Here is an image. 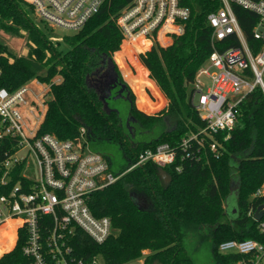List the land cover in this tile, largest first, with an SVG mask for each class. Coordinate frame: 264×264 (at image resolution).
I'll return each mask as SVG.
<instances>
[{
    "label": "trees",
    "instance_id": "16d2710c",
    "mask_svg": "<svg viewBox=\"0 0 264 264\" xmlns=\"http://www.w3.org/2000/svg\"><path fill=\"white\" fill-rule=\"evenodd\" d=\"M130 1L106 0L80 30L54 41L50 36L53 29L37 20L32 3L0 0V29L17 35L25 31L33 44L28 55L16 56L0 34V87L15 90L33 78L49 84L47 111L38 134L52 133L89 146L117 144L127 163L115 173H123L141 152L165 142L178 146L184 137L206 126L194 103L195 83L214 49L208 14L222 6L221 0H183L191 9L185 32L168 46L154 43L140 53V61L168 102L155 114H148L136 106L131 94L132 115L148 130L161 127L158 134L134 145L118 113L103 109L98 92L88 82L102 57L120 49L123 33L116 17ZM233 8L256 51L261 44L253 36L258 16L236 3ZM238 44V38L230 36L216 41L215 46L224 50ZM135 45L138 49L147 47ZM127 46L125 43L124 48ZM56 76L61 81H54ZM167 122L172 123L169 128L165 127ZM82 125L87 127L84 134ZM202 138L193 142L190 157L182 158L185 154L179 149L176 161L164 167L171 176L168 184L158 174L159 165L148 161L94 192L89 201L93 213L109 216L118 231L99 244L78 230L72 241L74 254L84 260L101 258L103 264H129L138 259L143 264H195L185 245L187 235L194 233L201 240L210 239L214 264L249 262L251 255L224 253L219 247L233 239L264 244V214L259 221L254 218L258 207L264 205L263 89L256 86L240 103L236 125L229 134L222 131ZM213 141L217 142L216 150L210 147ZM15 149L14 138L0 139V195L9 190L1 177L4 162ZM103 154L112 169V156ZM21 170L22 165L14 169L11 185ZM132 191L147 194L152 207L140 209ZM23 244L20 235L15 247L0 257V264L24 263Z\"/></svg>",
    "mask_w": 264,
    "mask_h": 264
},
{
    "label": "built area",
    "instance_id": "2783aa9c",
    "mask_svg": "<svg viewBox=\"0 0 264 264\" xmlns=\"http://www.w3.org/2000/svg\"><path fill=\"white\" fill-rule=\"evenodd\" d=\"M28 1L44 25L78 31L106 0ZM221 2L219 9L208 14L214 49L199 69L195 83L194 103L206 126L184 137L178 146L165 142L141 152L123 173H115L104 154L88 150V143L61 139L52 133L38 134L47 108L49 84L33 78L15 90L0 87V139L16 140V149L5 160L1 177L9 190L0 195V241L4 233L10 235L11 250L23 235L26 261L20 264H103L98 257L78 258L72 245L78 230L99 244L118 231L109 216L93 213L89 205L92 194L148 161L162 167L174 163L179 149L185 154L182 158L190 157L193 142L204 139L201 135L213 137L222 131L229 134L236 125L240 103L256 86L264 91V0ZM234 3L258 16L253 36L261 44L256 51L245 36ZM190 16L191 9L183 0H131L116 21L124 41L150 48L154 43H173L185 32ZM230 36L238 38L239 44L224 50L215 46L216 41ZM81 131L84 134L87 128L82 125ZM210 147L216 150L217 142H211ZM21 151L25 155L19 157ZM32 160L35 167L28 173ZM19 165L22 170L11 185ZM261 229L264 231V222ZM219 249L252 256L249 262L238 264H264V244L257 240H227ZM138 262L143 264L142 259L129 264Z\"/></svg>",
    "mask_w": 264,
    "mask_h": 264
},
{
    "label": "rangeland",
    "instance_id": "374dc122",
    "mask_svg": "<svg viewBox=\"0 0 264 264\" xmlns=\"http://www.w3.org/2000/svg\"><path fill=\"white\" fill-rule=\"evenodd\" d=\"M74 32L75 31L73 30H66L60 27H55L53 29V32L50 33V36L51 38L55 37V39L53 40L56 41L61 40L64 35L72 34ZM0 34L2 35L3 40L7 43L13 55L26 56L29 54L30 46L33 44L30 42V40H28L27 33L25 31H21V34L17 35L0 29ZM125 43L128 44V42L123 40L120 45V49L115 51L112 56L106 57L112 58L113 63L116 65V69H118L121 73V76L123 78L122 80L129 87L131 94L134 95L136 106L148 114H155L167 104L168 99L164 95L156 81L150 77L149 70L142 64L139 58L140 53L146 52L151 47L138 49L135 44H128V46L124 48ZM170 44H166V46ZM144 46L145 45H143V47ZM54 81H61V77L56 76L54 78ZM46 97L48 100L50 97L49 92ZM140 99L142 103H140ZM195 101H198V96H196ZM46 111L47 108L45 110V113ZM44 116L45 114L42 115L43 119ZM171 125L172 123L167 122L165 127L169 128ZM160 129L161 127H157L154 130L153 134H147L146 137L150 139L151 137L158 134ZM99 144L96 145L95 143H92V146H89L88 150L93 151L96 150V148L99 149ZM104 145L114 151V155L112 157V170L119 171L127 163L125 157L121 153L119 146L112 143ZM103 149L105 148H102V150ZM23 155H25V151H21L18 153L19 157ZM34 167L35 163L32 160L27 172L29 173L30 170H32V168ZM230 197L233 199L235 198L234 194H232ZM228 204L231 205V202L228 201ZM3 237L4 240L0 241V251H4L0 253V256L6 253L10 247V235H6L4 233ZM185 245L188 248L189 254L195 264H214L211 241L209 238L201 240L199 234L190 233L185 238ZM140 263L141 262H138V264Z\"/></svg>",
    "mask_w": 264,
    "mask_h": 264
},
{
    "label": "flooded vegetation",
    "instance_id": "af4514ba",
    "mask_svg": "<svg viewBox=\"0 0 264 264\" xmlns=\"http://www.w3.org/2000/svg\"><path fill=\"white\" fill-rule=\"evenodd\" d=\"M89 84L98 92L107 112H116L121 118V124L128 132L132 144L142 142L147 134H153L154 129L148 130L132 115L131 92L127 84L120 78L116 65L104 56L88 76ZM108 107H107V106ZM113 157L114 151L105 145H100Z\"/></svg>",
    "mask_w": 264,
    "mask_h": 264
},
{
    "label": "water",
    "instance_id": "95a60500",
    "mask_svg": "<svg viewBox=\"0 0 264 264\" xmlns=\"http://www.w3.org/2000/svg\"><path fill=\"white\" fill-rule=\"evenodd\" d=\"M109 61L113 64V60L112 58H109ZM107 106V105H106ZM108 107V106H107ZM85 126V125H84ZM86 127V126H85ZM87 128V127H86ZM155 130V129H154ZM103 147H100L99 146V149L98 150H95L97 152H100V153H107L108 155H110L106 149H103ZM111 156V155H110ZM158 174L162 180V182L164 184H168L170 181H171V176L170 174L165 170L164 167L162 166H159L158 167ZM131 196L133 197L135 203L137 204V206L142 209V210H147L149 209L150 207H152L153 205V202H152V199L145 193L143 192H137V191H132L131 192ZM236 211V209L234 210ZM263 214H264V205H260L258 207V209L256 210L255 214H254V218L256 220H261L262 217H263Z\"/></svg>",
    "mask_w": 264,
    "mask_h": 264
},
{
    "label": "crops",
    "instance_id": "0c3cea01",
    "mask_svg": "<svg viewBox=\"0 0 264 264\" xmlns=\"http://www.w3.org/2000/svg\"><path fill=\"white\" fill-rule=\"evenodd\" d=\"M227 205L229 206V204H227ZM234 210H235V208H233V212H235Z\"/></svg>",
    "mask_w": 264,
    "mask_h": 264
}]
</instances>
